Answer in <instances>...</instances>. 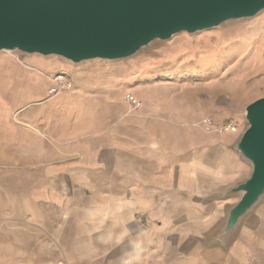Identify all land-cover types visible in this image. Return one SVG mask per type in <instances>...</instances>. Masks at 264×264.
Returning a JSON list of instances; mask_svg holds the SVG:
<instances>
[{
	"label": "crops",
	"instance_id": "obj_1",
	"mask_svg": "<svg viewBox=\"0 0 264 264\" xmlns=\"http://www.w3.org/2000/svg\"><path fill=\"white\" fill-rule=\"evenodd\" d=\"M131 96L140 107L118 100L82 160L36 190L34 233L0 239V264H264V199L223 236L252 171L244 130H216L234 120L213 114L207 91V109L189 88L153 106Z\"/></svg>",
	"mask_w": 264,
	"mask_h": 264
},
{
	"label": "rangeland",
	"instance_id": "obj_2",
	"mask_svg": "<svg viewBox=\"0 0 264 264\" xmlns=\"http://www.w3.org/2000/svg\"><path fill=\"white\" fill-rule=\"evenodd\" d=\"M57 74L73 86L52 96ZM187 88L190 106L207 109V91L213 114L245 130L246 108L264 98V12L159 40L126 60L0 51V239L34 233L36 190L82 160L83 143L118 113V100L131 94L153 106L156 96L184 99Z\"/></svg>",
	"mask_w": 264,
	"mask_h": 264
},
{
	"label": "water",
	"instance_id": "obj_3",
	"mask_svg": "<svg viewBox=\"0 0 264 264\" xmlns=\"http://www.w3.org/2000/svg\"><path fill=\"white\" fill-rule=\"evenodd\" d=\"M263 12L264 0H0V51L74 64L126 60L159 40ZM245 114L237 150L252 171L232 190L241 198L228 214L224 237L264 199V98Z\"/></svg>",
	"mask_w": 264,
	"mask_h": 264
},
{
	"label": "built area",
	"instance_id": "obj_4",
	"mask_svg": "<svg viewBox=\"0 0 264 264\" xmlns=\"http://www.w3.org/2000/svg\"><path fill=\"white\" fill-rule=\"evenodd\" d=\"M55 82H56V87L54 91L51 93L52 96L55 95V93H58V91H69L72 88V83L61 75H58L56 77ZM126 100L132 102L136 107L141 106V103H139L136 100H133L131 95H127ZM206 125L210 127L214 126L213 120L207 119ZM237 128H238V123L233 121L226 125H223L222 127H218L216 130H218L219 133H222L226 131H237Z\"/></svg>",
	"mask_w": 264,
	"mask_h": 264
}]
</instances>
